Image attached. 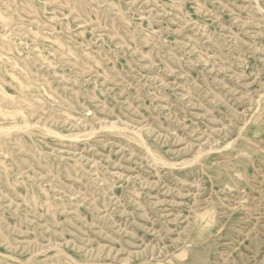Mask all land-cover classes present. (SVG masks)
<instances>
[{"label": "rangeland", "instance_id": "obj_1", "mask_svg": "<svg viewBox=\"0 0 264 264\" xmlns=\"http://www.w3.org/2000/svg\"><path fill=\"white\" fill-rule=\"evenodd\" d=\"M0 264H264V0H0Z\"/></svg>", "mask_w": 264, "mask_h": 264}]
</instances>
